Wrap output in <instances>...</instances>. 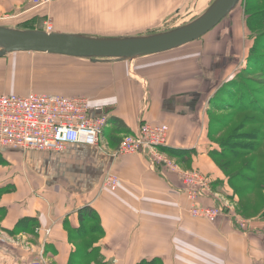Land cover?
Returning a JSON list of instances; mask_svg holds the SVG:
<instances>
[{"label":"crops","instance_id":"crops-1","mask_svg":"<svg viewBox=\"0 0 264 264\" xmlns=\"http://www.w3.org/2000/svg\"><path fill=\"white\" fill-rule=\"evenodd\" d=\"M189 1L59 0L37 9L30 0H0V26L16 28L43 18L54 27L51 33L125 36L160 27ZM237 10L228 16L227 26L218 27L222 34L230 31L237 38L241 33ZM218 35L201 53L190 51L195 41L130 64L55 65L56 76L47 79L55 88L36 90L86 95L92 116L121 119L132 133L145 122L166 124L169 145L195 153L186 168L217 174L210 158L215 146L208 138V109L218 89L234 77L229 71L234 63L225 53L232 49H222ZM4 157L9 165L0 166V189L13 191L0 201V264L36 258L40 241L51 264H68L75 252L69 231L79 228L78 211L86 206L99 214L105 235L95 246L108 264H264L263 224L248 230L225 216L215 223L192 218L180 171L158 166L144 153L117 159L100 148L73 144L60 153L5 150ZM108 172L122 180L115 193L102 189ZM204 202L211 205V200ZM25 219H35L37 225L11 235ZM18 236L29 238L31 247H22Z\"/></svg>","mask_w":264,"mask_h":264},{"label":"rangeland","instance_id":"rangeland-1","mask_svg":"<svg viewBox=\"0 0 264 264\" xmlns=\"http://www.w3.org/2000/svg\"><path fill=\"white\" fill-rule=\"evenodd\" d=\"M213 1L214 0H211V2L203 8L202 6L205 5L207 0L202 1V4L201 0H190L183 10L178 9L175 13H171V16L160 27L151 29L150 31L147 30L142 33L125 36H142L157 32L159 34L182 27L183 25L191 22L194 18L203 14L211 6V3ZM254 1L259 5L264 3V0H253V2ZM237 11L238 12L236 16L240 19V25L242 28V31L240 29L241 33L237 38L230 35V31L228 33L222 34L223 29H218V27L227 26L230 21V19H227V17L219 26L216 27L217 29L215 32H213V30V33H209L207 36L205 35L201 41L199 40L200 42H195L197 44H195L194 48H191L190 51L201 53V50L209 47V41L212 39V36L214 34H219L218 36L221 37L220 40L222 41V43H224L222 45V49L228 46L232 49V51H225V53H227L230 57L229 59L234 63L229 70L231 71L230 75L232 74V77H234L229 82L233 81L239 75V73H241V71L247 72L249 73L246 76L247 82L252 86V89L256 91L258 97L264 99V72L259 70L251 72L252 70L249 68V64L247 62L249 53L248 47L252 43L250 32L247 30L246 26H244L246 20L244 7L239 6ZM48 28H50L51 31L52 29H54L50 22L47 25H45V23H42L41 25L39 24V26H37V29L42 31H48ZM7 56L10 57L6 60H2V58L0 59V95L2 96L19 94L22 92H46L45 89H41L40 91L36 90V87H49L54 89L55 86L47 85L53 80H47V78L56 76V72L58 69H53L55 65L59 66L60 68L67 67L65 61L60 60L55 62L54 60H46L45 57L47 56L38 54H10ZM38 57H41L44 61L41 59H37ZM135 61L136 60L129 61V64L134 63ZM44 69L46 71L45 74L43 73ZM207 116L209 120V127L212 128L211 132L214 133L211 137V142L214 144L215 150L219 151L220 147L218 144L224 143L226 147L225 149H229L230 151L232 150L234 152L236 151L237 153L241 154V157L233 162L230 172L227 171L228 174L224 172L221 166L225 165L222 161L219 162L218 158L211 159L213 161L217 174H203L199 169L186 168L189 167L186 166V164L181 166L180 164H178L177 160L170 158L168 155L161 152L159 150V147L156 148L155 155L163 159V163L161 164L162 167H168L173 170L177 169L178 171H180V173L183 174H200V179H203L205 183V189L202 190L204 195H206L205 199L211 200L210 206H213L214 208L218 207V209L221 210L223 216L228 217L232 222L235 223V225L241 228V223H243V225L249 227L248 230L251 229L252 225L258 223L264 225V187L262 186V182H257L253 185V182L250 178L252 176L248 174V177H245L244 172L241 171L244 169L245 164H249L254 155V152H251V145L253 143L248 140L247 137L249 126L244 125V119L239 114V112H237V108L233 105L229 106V108H222L216 111L213 109L211 110V105H209ZM107 128H110L109 124ZM132 135L134 134L123 135L124 137H121H123L124 139ZM93 147L100 148L101 150H104L106 153L111 155V157L117 159L130 156L124 155L120 158L116 157L119 148L110 147L108 141L105 137H103V135L101 138V143L98 146ZM164 160L167 161V165L165 164ZM169 165L174 166V168L170 167ZM236 171H241L245 181L242 182L238 179L236 186L239 188L242 187L243 189L247 188L250 192L242 199V201H236L237 199L233 200L230 197L231 195L228 197L227 193L224 192V190H229L234 194V191L229 185V178L232 177L233 173H235ZM110 173L114 174L113 172ZM239 221L241 223H239ZM258 229L261 230L262 227H259ZM18 237L20 239H16V241H19L22 247H31L32 242L29 238L23 236ZM45 250V242L41 243L40 241L38 254L35 257L41 258L42 256H44L45 262L47 264H51V259L49 260V258L45 256Z\"/></svg>","mask_w":264,"mask_h":264},{"label":"built area","instance_id":"built-area-1","mask_svg":"<svg viewBox=\"0 0 264 264\" xmlns=\"http://www.w3.org/2000/svg\"><path fill=\"white\" fill-rule=\"evenodd\" d=\"M59 0H30L34 8H43ZM50 32L51 29L48 28ZM101 111V109H98ZM91 100L85 96H64L56 93L30 92L27 95L0 96V150H35L60 153L73 144L98 146L108 126L106 115H91ZM168 125L143 124L132 136L124 138L118 154L144 153L154 163L163 159L155 155L156 148L169 145ZM165 161V160H164ZM167 165V161H165ZM174 168V166L169 165ZM193 218L215 223L223 214L218 207L206 206L203 179L198 173H180ZM122 180L108 172L102 180V189L116 192ZM226 217V216H225ZM239 223H241L239 221ZM246 225L241 223L240 229ZM5 264H47L44 256Z\"/></svg>","mask_w":264,"mask_h":264},{"label":"trees","instance_id":"trees-1","mask_svg":"<svg viewBox=\"0 0 264 264\" xmlns=\"http://www.w3.org/2000/svg\"><path fill=\"white\" fill-rule=\"evenodd\" d=\"M239 6L244 7L245 17H246L245 24L247 30L250 32L251 43H252L248 47L249 53L247 57V62L249 64V68L252 70L251 72H254L256 70L264 72V3L259 5L257 4V2L255 1L253 2V0H241L239 5L236 7V9H238ZM42 23H45V20L43 18H34L32 22H27L25 24L20 23L18 24L19 26L16 28L26 29V30H39L37 29V26H39V24L41 25ZM191 44L192 43L183 46L179 49H182L184 47H189ZM173 51H169L166 53L153 55V56L165 55ZM16 54L24 55L26 53H16ZM38 55H42V54H38ZM153 56L141 57L136 60L149 58ZM9 57L10 56L7 57L5 56V58H2V60L4 59L6 60ZM37 59H41V57H38ZM45 59L54 60L55 62L62 60L65 61L66 63H76L78 61L91 62L90 59L72 58V57L60 56V55H52V57L47 56L45 57ZM116 62L129 63V61L127 60L116 61ZM53 69H58V68L54 67ZM43 73L44 74L46 73L45 69L43 70ZM247 74L249 73L241 71V73H239V75L233 81L220 87L218 91L215 93L214 97H212V99L210 100V105H211V110L213 109L215 111L222 108H229V106L232 105L235 106L237 108V112H239V114L244 119V125L249 126V130L247 131V137L248 140H250L253 143V144L251 143L252 144L251 152H254V155L251 161L249 162V164H245L244 169L241 171L244 172L245 177H248V174L252 176L250 178L251 181L253 182V185L256 184L257 182H262V186L264 187V99L259 98L258 95L256 94V91H254L252 89V86L247 82L246 79ZM38 93L62 94L59 91H50V90H46V92H38ZM72 95L88 97L86 95H75V94H69V95L65 94L64 96L72 97ZM108 124L110 128L105 129V131L103 132V137L106 138L110 147L119 148L124 137L123 135H131L136 133V132L132 133L130 130H128L125 123L121 119L115 117H110V118L108 117ZM211 131L212 128L209 127L208 138L210 141H211V137L214 134ZM218 145L220 147V150L218 151L214 149L213 151H211L210 158L211 159L218 158L219 162L222 161L225 166L222 165L221 167L223 168L224 172L228 174L227 171L230 172L233 162L236 159L240 158L241 154L237 153L236 151L234 152L232 150L230 151L229 149H225L226 147L224 143H220ZM5 150H12V149L0 150V166L9 165L8 161L4 157ZM159 150L165 153L166 155H168L170 158L177 160L178 164H180L181 166L186 164L189 167L192 163L193 155L195 154L191 150L174 149L171 147V145H168L166 147H160ZM157 164L158 166H160L162 162H158ZM241 171H236L235 173H233V176L229 178V185L231 189L234 191V194L232 193V191L230 192L229 190H224V192L227 193L228 197L231 195L230 197L233 200L237 199L236 201L238 200L242 201V199L250 193L247 188L243 189L242 187L239 188L236 186L238 179L242 182H245ZM180 178L183 185V179L182 177ZM12 191L13 188L10 187L0 189V201L5 192H12ZM206 206H210V205H206ZM78 220L80 224L79 228L69 231V241L71 244L75 246V252H73V254L71 255L68 264H108L106 258L102 254L101 249L95 246L99 242V240L105 235L97 211H95V209L92 206H86L78 211ZM36 223L37 221L35 219H25L21 222V225H19L17 229H15L12 232L10 231L9 233L14 236L22 230L26 232L29 230L31 231V229H33V227L37 225ZM153 263H154L153 261L152 262L142 261L139 264H153Z\"/></svg>","mask_w":264,"mask_h":264},{"label":"water","instance_id":"water-1","mask_svg":"<svg viewBox=\"0 0 264 264\" xmlns=\"http://www.w3.org/2000/svg\"><path fill=\"white\" fill-rule=\"evenodd\" d=\"M239 3L240 0H215L203 14L182 27L142 36L93 37L0 26V58L33 53L90 59L93 63L134 61L200 40L219 26Z\"/></svg>","mask_w":264,"mask_h":264},{"label":"bare ground","instance_id":"bare-ground-1","mask_svg":"<svg viewBox=\"0 0 264 264\" xmlns=\"http://www.w3.org/2000/svg\"><path fill=\"white\" fill-rule=\"evenodd\" d=\"M143 124H149V123H143ZM143 124H142V125H143ZM142 125H141V126H142ZM158 125H161V124H158ZM165 125H166V124H165ZM169 128H170V127H169Z\"/></svg>","mask_w":264,"mask_h":264}]
</instances>
